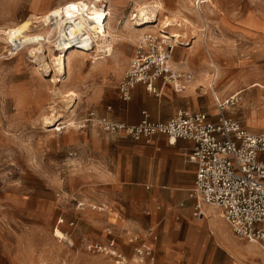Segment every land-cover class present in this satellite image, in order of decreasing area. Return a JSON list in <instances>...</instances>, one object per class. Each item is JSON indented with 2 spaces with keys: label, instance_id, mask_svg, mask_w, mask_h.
I'll return each mask as SVG.
<instances>
[{
  "label": "rangeland",
  "instance_id": "374dc122",
  "mask_svg": "<svg viewBox=\"0 0 264 264\" xmlns=\"http://www.w3.org/2000/svg\"><path fill=\"white\" fill-rule=\"evenodd\" d=\"M50 1L0 0V32L30 21L29 34H43L42 23L33 18L61 6H50ZM71 1L79 0L67 2ZM84 1L88 4L91 0ZM151 1L162 6L153 25L161 26L165 17L188 21L182 25V29L187 27V35L180 40L189 45L167 42L173 45L170 68L190 72L196 82L197 90L187 86L183 92L192 90L201 112L217 111L215 101L210 102L205 94L209 93L213 63L218 71L216 93L227 99L242 91L226 115L251 133L264 132V59L246 53L236 34L240 18L264 14V0H233L229 13L218 5L220 11L215 6V15L202 8L207 19L203 45L198 39L204 24L191 4H185L190 8L187 12L178 6V0ZM149 3L110 0V26L125 27L124 34L136 36L134 46L118 40L109 58L93 53L94 45L89 50L76 46L73 50L81 53L66 54L65 74L57 68L54 34L50 48L45 45L35 56L23 51L8 56L11 46L0 33V257L3 251L14 255L24 249L35 264H136L134 249L144 244L146 233L135 242H130L133 236L115 234L131 231L126 228L127 207L121 204V208L114 200L118 189L102 179L107 156L117 151L111 147V136L96 126L83 127L81 121L89 111L107 117L102 110L117 99V84L143 36L128 20L139 15V6ZM93 56L103 59L94 60ZM255 82L263 88H249ZM72 92L77 97L70 96ZM249 96H256L260 105L252 106ZM253 120L259 125L255 129ZM92 177L102 182L87 185ZM95 243L117 246L124 262L89 250Z\"/></svg>",
  "mask_w": 264,
  "mask_h": 264
},
{
  "label": "crops",
  "instance_id": "0c3cea01",
  "mask_svg": "<svg viewBox=\"0 0 264 264\" xmlns=\"http://www.w3.org/2000/svg\"><path fill=\"white\" fill-rule=\"evenodd\" d=\"M67 1L70 0H51L50 6ZM232 2L233 0H215L204 5L203 8H207L209 15H215L217 13L215 6L219 5L224 7L226 13H229ZM178 6L190 12L184 0H178ZM110 9L112 12V7ZM218 10L220 11V8ZM195 13L204 24L198 39V42L203 45L205 34L202 33L206 31L207 19L201 11ZM186 22L188 21L185 18L180 21L183 26ZM112 28L122 32L123 37L119 40H125L134 46L136 36L123 34L125 27ZM175 28L173 31L184 34L181 38L184 39L187 35V27ZM146 31L148 30L140 33L143 35ZM236 34L246 53L254 52L256 58L264 59V14L240 18L239 31ZM181 45L185 46L189 43L182 42ZM212 67L217 75L218 71L213 63ZM218 70L221 75H224L220 69ZM195 83V80H191L188 88L197 90V87L194 88ZM261 84L255 82L248 86L263 88ZM157 85L159 86V83ZM215 86L216 84L210 92L209 88H212L210 83L208 88L210 94L205 91L206 97L208 95L210 102L216 99L219 102L224 101L223 96L216 93ZM249 97L252 106L260 105L256 96ZM262 100L264 102V95ZM199 109V100L194 97L192 90L176 93L171 86H165L160 95L155 96L144 91L142 85H136L131 91L129 101L124 102L117 96L114 102L102 110V114L117 122L135 125L142 120L143 113L149 121L158 123L168 121L179 110L201 112ZM204 114L210 122L218 121L217 111L213 110ZM237 122L240 124L239 121ZM252 122L257 124L252 127L253 129L259 126L256 120ZM240 126L246 129L241 124ZM109 136H111V147L117 152L113 156H107V164L103 169L101 168L104 172L102 179L118 189V195L114 200L118 201L121 208V204L126 205L128 213L126 228L131 230L115 231L117 232L115 234L119 236L121 233L127 234L137 241L138 237H143L146 233L143 237V240L145 239L143 245L153 249L157 264H264V253L260 248L236 238L218 209L204 207L203 218L192 216L193 201L189 198V193L195 182V165L188 161L194 146L192 142L176 140L174 144H169L165 136H155L150 143H145L144 141L133 142L129 138L115 135ZM102 179L92 177L87 185L101 183ZM143 240L140 239L141 242ZM133 246H137V243ZM112 247L122 253L117 246L112 245ZM0 264H35V261L25 254L24 249H21L14 255L3 251ZM136 264L146 263L137 259Z\"/></svg>",
  "mask_w": 264,
  "mask_h": 264
},
{
  "label": "built area",
  "instance_id": "2783aa9c",
  "mask_svg": "<svg viewBox=\"0 0 264 264\" xmlns=\"http://www.w3.org/2000/svg\"><path fill=\"white\" fill-rule=\"evenodd\" d=\"M109 1L94 0L89 6H101L108 16ZM125 1L128 4L134 2ZM147 1L152 4L151 0ZM213 1L194 0L193 9L200 11ZM150 11L148 16L151 17ZM140 20L139 15L130 19L132 24ZM168 41L155 33L145 32L141 36L135 45L129 68L117 84L120 100L129 101L136 85H142L155 96H159L165 86H171L176 93L186 89L193 74L170 68L173 45H169ZM72 42L79 47L82 42H88L89 48L96 47L95 42L85 34ZM17 52L11 46L8 56H15ZM100 53L108 57V52ZM238 97L232 95L220 102L216 99V123L210 122L202 112L185 110H179L168 121L158 123L149 121L143 113L144 117L135 125L89 111L81 123L83 127L96 126L108 135H119L133 142L150 143L155 136H165L169 144H174L176 140L192 142L194 146L188 156V161L195 165V182L189 193L193 201L192 216L203 218L204 207L218 209L236 238L257 245L264 253V132L251 133L226 116V111L236 106ZM135 240L130 239V242ZM88 249L124 262V257L112 246L95 243ZM134 250L139 261L157 264L152 248L140 245Z\"/></svg>",
  "mask_w": 264,
  "mask_h": 264
},
{
  "label": "bare ground",
  "instance_id": "6f19581e",
  "mask_svg": "<svg viewBox=\"0 0 264 264\" xmlns=\"http://www.w3.org/2000/svg\"><path fill=\"white\" fill-rule=\"evenodd\" d=\"M89 2L87 4L84 0H79L66 2L65 4L62 3L63 5L60 4L61 6L53 8L42 16H35L33 19L39 20L42 23L44 30L43 34H29V28L31 26L30 21H24L19 25L6 28L0 33L5 37V42L18 51L17 54L23 51L22 53L24 55L30 53L33 56L36 55L38 50L40 51L41 49H44L45 45H48L47 49L50 48L49 46L54 43L51 41V35L54 34L57 36L54 43V46L57 48L55 51L59 53V57L56 58L57 68L60 70V74H65V72H67L65 62H69L68 58L65 61L66 54L81 53V51L76 49L73 50V48L76 47L72 42L73 39L83 34L87 35L88 39L95 42L96 49L93 50V53L108 52L107 55L109 58L113 54L114 43L123 37V35L121 36L122 32H119L110 26L112 13L109 6L107 16V13L101 8V6L95 4L91 7L89 6L94 0ZM184 3L186 5L193 4L191 0H184ZM152 7L154 8L150 9ZM137 9L141 20L137 24L131 23L133 29L143 32L144 30L156 27L153 33L159 34L160 36L162 35L164 39H168L174 45L182 44L180 39L184 37V34L175 33L173 31V28L175 27H182V24L177 19L165 17L161 20V26L158 23L153 25V23L158 21V13L162 9L161 4L149 3L139 6ZM149 11L151 12V17L148 16ZM34 46H38V48H35ZM78 47L79 46H77V48ZM79 48L84 50L93 49L89 48L88 42H82V45ZM95 56H93L94 60L103 59V57L96 58ZM217 76L218 75H216L214 69V73L211 75L212 88H209L210 92H212L211 89L214 88L213 86L217 80ZM59 81H61V79ZM211 94L214 97V94ZM234 95L240 96L241 93H236ZM70 96L75 98L76 95L72 92ZM71 101H75V99L71 98ZM56 130H58V127Z\"/></svg>",
  "mask_w": 264,
  "mask_h": 264
}]
</instances>
